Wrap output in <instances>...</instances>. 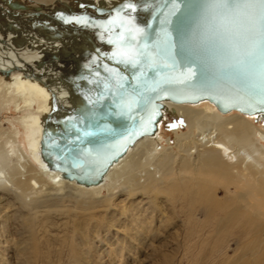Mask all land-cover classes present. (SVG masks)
Instances as JSON below:
<instances>
[{
    "label": "bare ground",
    "instance_id": "6f19581e",
    "mask_svg": "<svg viewBox=\"0 0 264 264\" xmlns=\"http://www.w3.org/2000/svg\"><path fill=\"white\" fill-rule=\"evenodd\" d=\"M123 5V0H0V109L15 107L28 133L25 149L16 131L0 125V212L10 197L18 203L16 212H23L13 217L23 223L19 253L26 254L29 242L48 229L52 211L57 212L46 210L39 194L47 185H63L78 194L73 209L82 212L94 207L93 196L103 190L108 202L117 189L140 198L163 196L173 209L171 218L166 217L170 222L162 223L170 228L168 238L176 241L175 254L199 250L200 255L215 256L213 264H264L261 116L222 113L206 101L163 102L161 122L174 118L187 132L174 131V148L162 147L160 122L155 135L138 140L96 185L65 180L43 160V129L69 111L73 94L84 89L79 69L114 51L109 41L124 32L105 25ZM3 233L0 245L1 239L6 244L9 240L8 231Z\"/></svg>",
    "mask_w": 264,
    "mask_h": 264
},
{
    "label": "water",
    "instance_id": "95a60500",
    "mask_svg": "<svg viewBox=\"0 0 264 264\" xmlns=\"http://www.w3.org/2000/svg\"><path fill=\"white\" fill-rule=\"evenodd\" d=\"M208 2L123 0L105 27L121 29L125 41L111 38L114 51L79 69L84 89L73 94L69 111L43 129L41 156L51 168L65 180L99 184L138 140L155 135L163 102L206 101L222 113L264 121L260 0H248L257 7L244 17L229 8L209 13ZM234 45L239 54L229 55ZM120 49H134V61L126 63Z\"/></svg>",
    "mask_w": 264,
    "mask_h": 264
},
{
    "label": "rangeland",
    "instance_id": "374dc122",
    "mask_svg": "<svg viewBox=\"0 0 264 264\" xmlns=\"http://www.w3.org/2000/svg\"><path fill=\"white\" fill-rule=\"evenodd\" d=\"M68 60H71V58ZM22 118L12 105H6L0 109V125L3 130L16 131L20 145L26 149L28 133L23 126ZM253 123L261 127L258 121H253ZM174 131L178 133L187 132L186 126L174 118L168 117L161 122L159 136L162 138V147L174 148ZM176 153L178 154L177 151ZM121 190L117 189L114 196L116 199L112 198L109 202L104 200L105 196H107L106 190H103L98 196L94 195L93 197L96 200L94 201V207L91 210L82 212L80 210L74 211L73 209L75 201L78 199V194L70 186L66 188L63 185H47L44 187L43 193L41 192L39 196L46 203L45 209L54 208L57 212L52 211L51 222L47 226L48 229H45L44 233L37 234L34 240L29 242L27 250H25L26 254L24 255L19 253L22 246L18 245L21 237L18 232L21 230L20 226H23L19 217L23 212L21 210H19V213L16 212L19 206L12 197L6 199L1 206L0 234L3 235V232L7 230L9 240L7 243L8 248H5V245L7 246L5 243L6 239H1L4 245H0V263L213 264L216 262L217 258L215 256L200 255L198 254L199 250L190 255H184L183 253L175 254V251L172 249L175 248L176 241L168 238L170 228L165 229L162 223L170 222L173 210L172 206L165 201V197L162 196V199L158 200V197L156 198L152 195L150 200L142 195V198H140V194L130 195L128 192ZM133 202L138 203H134L136 207L132 205ZM108 204L112 205L109 206ZM168 205L170 209L166 208ZM152 206L154 207L152 208ZM59 209L63 212L73 210L75 214L67 216ZM142 210L144 211L142 212ZM161 211L162 214L160 213ZM16 213L19 217L14 219L13 217ZM167 216L170 217L168 218L169 220H167ZM75 249H77V253L74 252Z\"/></svg>",
    "mask_w": 264,
    "mask_h": 264
},
{
    "label": "clouds",
    "instance_id": "9594fccd",
    "mask_svg": "<svg viewBox=\"0 0 264 264\" xmlns=\"http://www.w3.org/2000/svg\"><path fill=\"white\" fill-rule=\"evenodd\" d=\"M206 7L209 13H215L221 9L229 8L244 17L251 9L257 6L249 3L248 0H235L231 4L222 3L220 0H209Z\"/></svg>",
    "mask_w": 264,
    "mask_h": 264
},
{
    "label": "snow or ice",
    "instance_id": "6c2138e0",
    "mask_svg": "<svg viewBox=\"0 0 264 264\" xmlns=\"http://www.w3.org/2000/svg\"><path fill=\"white\" fill-rule=\"evenodd\" d=\"M255 6H257V5H255ZM258 7L260 9L261 16L264 17V0H260V2L258 4ZM129 8H131V5H129ZM84 22L86 23V21H84ZM131 39L134 41L136 39V37L133 36ZM124 41H125V36H124L123 33H121L118 36V38H117V42H124ZM109 43H112V41H109ZM134 51H135L134 49H130V50L120 49L118 51V54L124 58L126 63H131L135 59V57L133 55ZM228 54L229 55H237V54H239V47L234 45L233 48L231 49V51Z\"/></svg>",
    "mask_w": 264,
    "mask_h": 264
}]
</instances>
